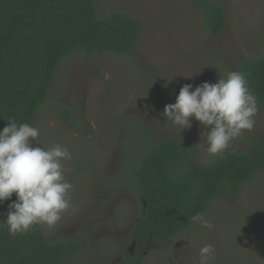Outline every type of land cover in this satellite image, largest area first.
I'll list each match as a JSON object with an SVG mask.
<instances>
[{
	"label": "rangeland",
	"instance_id": "374dc122",
	"mask_svg": "<svg viewBox=\"0 0 264 264\" xmlns=\"http://www.w3.org/2000/svg\"><path fill=\"white\" fill-rule=\"evenodd\" d=\"M226 12L225 29L213 36L193 0H96L98 16L132 13L142 24L135 48L127 55L77 52L57 69L48 100L34 126L48 146L60 143L71 159L64 161L72 184L70 207L54 228L43 227L50 240L77 239L78 264H121L125 255L141 254L143 264H199L202 246L215 247V264H264V171L245 182L234 197L224 192L170 241L138 246L133 227L140 202L134 191L117 182L132 175L150 143L168 136L182 138L201 163L209 156L202 133L210 130L192 118L177 133L163 115L184 84L216 83L264 51V0H213ZM111 78L105 80L104 74ZM190 75V76H189ZM171 78V79H170ZM69 107L72 120L59 114ZM264 140V114L232 143L245 150L247 139ZM33 147L41 146L32 140ZM71 264V263H70Z\"/></svg>",
	"mask_w": 264,
	"mask_h": 264
},
{
	"label": "trees",
	"instance_id": "16d2710c",
	"mask_svg": "<svg viewBox=\"0 0 264 264\" xmlns=\"http://www.w3.org/2000/svg\"><path fill=\"white\" fill-rule=\"evenodd\" d=\"M213 36L226 26L225 7L213 0H193ZM141 22L130 12L98 16L96 0H0V130L17 123L35 124L40 106L62 61L77 52L127 55L136 46ZM264 114V51L239 68ZM59 114L72 120L69 107ZM248 148L229 149L210 163H201L196 150L182 138L168 136L150 143L132 175L117 177L140 202L133 240L164 243L182 233L204 214L222 193L236 197L242 185L264 171V140L247 139ZM15 193L0 204V224L6 220ZM77 239L50 240L43 227L12 236L0 227V264H78ZM144 257L125 255L121 264H143Z\"/></svg>",
	"mask_w": 264,
	"mask_h": 264
},
{
	"label": "clouds",
	"instance_id": "9594fccd",
	"mask_svg": "<svg viewBox=\"0 0 264 264\" xmlns=\"http://www.w3.org/2000/svg\"><path fill=\"white\" fill-rule=\"evenodd\" d=\"M190 76V75H189ZM105 80L111 78L104 74ZM171 79V78H170ZM184 84L175 103L165 106L163 115L182 132L192 125V118L210 130L202 133L209 156L222 155L233 141L250 131L260 111L258 97L249 86L248 74L230 71L218 82H203L195 86ZM0 130V204L13 193L17 199L9 204L6 220L12 236L32 231L36 226L54 228L70 207L72 184L66 179L64 161L71 159L68 148L60 143L48 146L40 139V129L33 123L8 120ZM32 140L41 146L33 147ZM193 221L214 227L203 214ZM215 247L205 244L199 253V264H215Z\"/></svg>",
	"mask_w": 264,
	"mask_h": 264
},
{
	"label": "flooded vegetation",
	"instance_id": "af4514ba",
	"mask_svg": "<svg viewBox=\"0 0 264 264\" xmlns=\"http://www.w3.org/2000/svg\"><path fill=\"white\" fill-rule=\"evenodd\" d=\"M136 244V243H135Z\"/></svg>",
	"mask_w": 264,
	"mask_h": 264
}]
</instances>
